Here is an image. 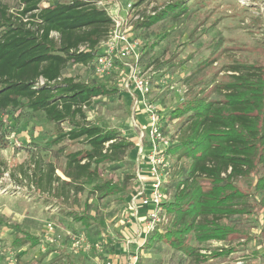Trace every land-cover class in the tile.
<instances>
[{
    "label": "rangeland",
    "instance_id": "1",
    "mask_svg": "<svg viewBox=\"0 0 264 264\" xmlns=\"http://www.w3.org/2000/svg\"><path fill=\"white\" fill-rule=\"evenodd\" d=\"M0 1L15 14L22 10L21 0ZM179 2L187 7L179 17L159 20L148 28L137 26ZM99 5L110 14L119 12L124 18L129 14L122 29L137 43L135 54L116 59L104 72L93 63L70 64L64 75L112 90L96 97L85 110L90 123L120 130L135 140L121 162L99 166L102 178L120 190L101 196L93 185H86L82 191L62 196L58 181L53 187L44 183L45 190L37 188L32 180L38 164L45 174L52 164L55 174L64 179L68 155L88 146L69 140L52 145L54 126L43 112L7 110L0 127V264H264V206L259 202L261 195H253L255 175L236 180L248 194L245 203L236 206L250 212L220 217L217 223L228 226L230 233L196 241L198 251L193 256L160 241L148 246L149 235L140 236L141 216L149 208L138 197L137 172L151 148L147 137L143 138L141 152L140 130L148 134L149 119L142 105L135 108L139 93L131 82L135 67L137 75L149 82L145 95L160 109L164 134L177 143L189 120L188 115L169 120L173 107L195 96L219 101L224 97L220 87L234 67L264 66V0H101ZM167 159L164 187L172 196L173 184L183 177L191 160L168 151ZM142 175L147 176L145 171ZM204 216L214 219L212 214ZM171 223L172 216L167 215L161 225ZM24 232L37 236L39 243L16 247L13 239Z\"/></svg>",
    "mask_w": 264,
    "mask_h": 264
},
{
    "label": "trees",
    "instance_id": "2",
    "mask_svg": "<svg viewBox=\"0 0 264 264\" xmlns=\"http://www.w3.org/2000/svg\"><path fill=\"white\" fill-rule=\"evenodd\" d=\"M100 1L21 0L19 14L0 1V127L7 110L27 108L43 112L53 124L52 145L69 140L88 146L68 155L64 179L55 174L52 164L46 174L36 166L33 184L45 190L44 183L53 187L58 181L62 196L82 191L86 185H93V191L101 196L120 190L110 179L102 178L99 166L121 162L135 146V140L120 130L92 124L87 118L85 108L112 90L64 75L68 65H90L101 53V42L108 37L113 20ZM186 8L181 2L170 3L137 26L148 28L159 20L177 18ZM232 72L220 87L224 93L221 100L195 96L167 114L169 120L188 115V125L168 152L179 153L191 163L173 184L172 198L163 203L172 223L149 234L148 246L160 241L193 256L198 251L196 241L230 233L228 226L217 223L220 217L250 212L236 206L248 197L236 185L239 178L256 176L253 195L260 194L264 206V66L240 65ZM2 176L0 166V179ZM206 205H212L210 211L203 209ZM207 214L214 219L208 220ZM78 219L85 221L84 216ZM24 233L13 239L16 247L39 243L37 236Z\"/></svg>",
    "mask_w": 264,
    "mask_h": 264
},
{
    "label": "built area",
    "instance_id": "3",
    "mask_svg": "<svg viewBox=\"0 0 264 264\" xmlns=\"http://www.w3.org/2000/svg\"><path fill=\"white\" fill-rule=\"evenodd\" d=\"M100 4V2H99ZM132 4H128V9ZM108 12V10H107ZM113 20V27L106 39L101 42V53L97 56L93 65L100 72L108 71L114 66L116 59H127L131 54H135V46L137 43L130 41L129 37L124 33L122 27L129 17H122L119 12L110 14ZM137 57V55H135ZM138 59V58H137ZM137 69L132 67L131 82L134 88L139 93V97L135 99V108L142 105L143 112L148 116V134L141 128V152H144L142 144L143 138L147 137V146L151 148L145 157L143 163L138 164L137 177L139 181L138 197L143 206H146L148 211L144 219V224L140 227V236H148L154 232L167 214L164 211L163 203L169 201L172 196L167 193L164 187L163 174L168 169L167 151L172 145L173 140L164 134L161 125L160 109L155 103L146 97L148 92L149 82L147 79L138 76ZM141 153V154H142ZM139 161V158H138ZM142 165V167H141ZM145 171L146 177L142 175ZM138 211L136 212V216Z\"/></svg>",
    "mask_w": 264,
    "mask_h": 264
},
{
    "label": "crops",
    "instance_id": "4",
    "mask_svg": "<svg viewBox=\"0 0 264 264\" xmlns=\"http://www.w3.org/2000/svg\"><path fill=\"white\" fill-rule=\"evenodd\" d=\"M144 212H145V210H144ZM144 212H143V213H144ZM141 217H142L141 221H142V220H144V219H145V217H146V212H145V215H144V214H142V216H141ZM131 242H132V240H131Z\"/></svg>",
    "mask_w": 264,
    "mask_h": 264
}]
</instances>
